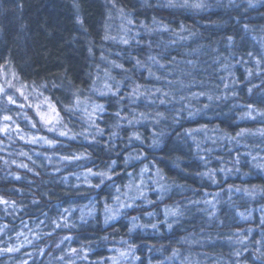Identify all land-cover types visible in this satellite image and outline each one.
<instances>
[{"label": "trees", "instance_id": "trees-1", "mask_svg": "<svg viewBox=\"0 0 264 264\" xmlns=\"http://www.w3.org/2000/svg\"><path fill=\"white\" fill-rule=\"evenodd\" d=\"M0 77L11 82L0 83V264H100L116 251L128 264H264V0H0ZM41 98L86 120L72 126L83 140L31 144L29 132L57 138L38 124ZM246 107L255 120L241 118ZM142 109L156 125H132ZM228 130H245L243 155L202 135ZM129 137L147 147L128 149ZM156 145L150 159L171 191L107 222L103 204L131 169L123 156ZM75 152L122 171L97 192L46 165ZM191 154L201 167L188 178ZM212 168L222 172L211 188Z\"/></svg>", "mask_w": 264, "mask_h": 264}, {"label": "rangeland", "instance_id": "rangeland-1", "mask_svg": "<svg viewBox=\"0 0 264 264\" xmlns=\"http://www.w3.org/2000/svg\"><path fill=\"white\" fill-rule=\"evenodd\" d=\"M4 82H7L10 84L11 82L7 80L6 77H0V83L2 86L4 85ZM1 87V85H0ZM3 89V88H2ZM5 90V89H3ZM161 95V94H160ZM163 97V95H161ZM35 112L37 115V118L39 120V126L43 132H50L57 136V138H54L55 140H50L48 138L43 137L44 135H41L39 133H32L29 132L28 139L31 141V144H42L41 146H54L59 142L62 144H65L66 140H78L77 138H80V140H83L82 135L80 132L73 131V122L74 124H78L82 126L84 124L86 127L87 124L86 120H82L81 122H77L76 120H71L69 117L67 119L61 116L59 111L56 109V107L47 101L44 98H41L39 102H35ZM91 107V112H95L98 110V104L95 101H92L90 104H88ZM93 113L88 114L87 117L89 119L93 115ZM41 115L45 117V119L41 118ZM71 115V114H70ZM10 117V116H5ZM257 111H254L252 108L246 107L242 111V119L247 120H255L257 118ZM8 121H11V118L5 122V124L2 125V129L10 128L8 124H10ZM47 121V123H46ZM37 125L34 126L35 130L37 129ZM75 127V126H74ZM54 129V130H50ZM61 132H66L67 135H61ZM138 135V131H135ZM245 132V130H239V133ZM36 134V135H35ZM39 134V135H38ZM21 136L25 137L27 136L26 133H23ZM86 140V139H84ZM127 141L132 142H140L141 144H144L143 140L140 138H133L131 137L127 138ZM241 142V141H240ZM246 144V142H244ZM145 147L147 145L144 144ZM131 150V149H130ZM39 153V151H38ZM37 153V155H38ZM22 154V153H21ZM145 154L142 152V149L140 151H137L134 149V151H130V153L127 154L125 160L123 161L124 166L131 165V171L130 168L128 171L124 174L126 176L124 178V182L119 183L116 182L110 192H112L110 199L103 204L104 199L102 200V204L104 206V209L107 211L105 215V219L107 222L113 221L117 219L118 216H122V212L126 210L128 207H130L133 203L136 202V205L140 204H146L149 205L148 201V195L151 193H146L144 187L147 184L153 185L151 190H153V194L158 190L157 193H162L163 189L161 188V185H158L157 182L153 181L150 177V173L154 171V168H152L149 161H143ZM237 157V155H235ZM46 158V165L49 164H55L56 170H63V172H67L69 175H64L66 178H72L75 184L82 183L84 185H87L89 187L97 188L100 186V183L106 179H110L111 177H115V174L109 175L110 173L107 172V170L110 171L111 167L113 166L114 162L112 161L110 163V166L108 165V168H95V166H90L91 164H87V161H84L83 155L81 153L75 152L73 154H48L45 156ZM69 163L67 166L61 167L59 166L62 163ZM137 165V167L134 169V166ZM114 168V167H113ZM78 169V170H77ZM91 170V171H89ZM120 171H122V168H119L116 172V174H119ZM155 172V171H154ZM96 173H105L106 175H96ZM123 176V177H124ZM79 182V183H78ZM162 190V191H161ZM179 211L178 208H174L170 211H164L162 215V221L164 224H167L169 220H174V218L177 217ZM92 214V207H86L83 210L80 211V218L89 216ZM151 213L147 215L149 217ZM151 217V216H150ZM66 220V219H64ZM125 253H119L116 251V253H113L112 255H107L106 259L100 258V264H128L125 261L131 260V257L125 256ZM115 257V258H114ZM121 258V259H118Z\"/></svg>", "mask_w": 264, "mask_h": 264}, {"label": "bare ground", "instance_id": "bare-ground-1", "mask_svg": "<svg viewBox=\"0 0 264 264\" xmlns=\"http://www.w3.org/2000/svg\"><path fill=\"white\" fill-rule=\"evenodd\" d=\"M150 56H152V55H150ZM207 99L209 100V103H211L212 102V100H211V98H209V96H207ZM160 102H164V99H163V97H160ZM172 103V101L171 102H166L165 104H164V109H168V107H169V104H171ZM199 106H205V105H207V106H209L208 104H206V103H199L198 104ZM206 108H208V107H204V109H206ZM142 111H143V113L144 114H139V113H137V116H138V114H139V116L137 117V118H134V120H132V125L134 126V127H138V126H141V125H144L145 124V122H150L151 123V125H152V127H153V125H156V123H157V120L156 119H154V118H152V117H149V116H147V115H145V113L147 112L146 111V109H142ZM91 122H92V124H93V126H96L97 124H98V120H97V117L95 118V119H93V120H91ZM108 126H110V124L108 125ZM130 131H131V125H130ZM152 129L153 128H151V129H149V134H150V132L152 131ZM133 130V129H132ZM202 131H203V129H201ZM133 131H140L139 133L140 134H144V131H143V129L142 130H133ZM245 132H241V133H239L238 131H235V130H228L224 135H218L219 137L218 138H216L215 136H213V135H210V134H202L203 135V138L205 139V140H207V139H210L212 142H214L215 144H218V142H220V143H223L224 145H225V147L226 146H228V147H231L232 148V150H233V152L235 153V154H237V152L240 154H244L247 150V145L243 142V141H241V136L244 134ZM247 133L249 134V136H251V135H253V134H255V131L253 130V129H250L249 131L247 130ZM241 141V142H240ZM127 147H128V149H131V142L130 141H127V143L125 144ZM223 145V146H224ZM151 147V146H150ZM158 148V145H156L155 146V149L153 148V147H151V148H148V150H151V153H150V155L148 156V154L149 153H147L146 152V150H142V152L145 154V156H144V161H149L150 162V164H151V166H152V168H154V171H152L151 173H150V177L152 178V180L153 181H155V182H157V184L159 185L160 183L162 184L163 182H167V180H166V178H163L160 174H158L157 172H156V167H155V164L153 163V161L150 159L151 158V155L152 154H154L155 152H157L158 150H156ZM126 156L127 155H124L123 156V160H122V162L125 160V158H126ZM148 157V158H147ZM145 159H148V160H145ZM187 163V167H184L185 169H186V171L188 172V178L189 177H193L192 175H190V172L193 170V168L194 167H197V166H199V167H201V159H200V157L199 156H196V155H193V154H191V155H187L186 156V161H185V164ZM190 163H192V166H189V164ZM117 170H118V168L116 169V168H113V166L111 167V171H109V170H107V172H109L110 174L109 175H112L113 174V172L114 173H116L117 172ZM128 171V170H127ZM129 171H131V169L129 170ZM221 172H222V170H221V168H219V169H215V170H213V168L210 170V169H208L207 170V172H205V173H203L202 174V176H203V178H205L207 181H210V182H212L211 184H210V186H211V188L214 186V184L217 182V180H218V178H219V176H220V174H221ZM239 171H228L227 173H226V175H223V176H221V182H223L224 181V179H225V177H228L229 175L228 174H232V175H236L237 173H238ZM241 176H242V173H241ZM126 176H124L123 178H122V180L120 181L122 184H123V182H124V178H125ZM111 179H113L112 177L110 178V179H106V180H104V181H102V183H100V186H98L97 188H94L95 189V191H99L100 189H103L106 185H110V183H111ZM217 179V180H216ZM163 181V182H162ZM119 182V183H120ZM152 186L153 185H151V184H147V185H145V187H144V189H145V191H146V193L148 194V193H151L150 195H148V201H149V203L153 200V199H158V198H165V196L171 191L170 189H163V192L162 193H157L158 192V190L153 194V190H151V188H152ZM189 190H192V188L191 187H187L186 188V191H189ZM162 191V190H161ZM103 192H105V190H103ZM107 194H108V192H107ZM101 196H105V195H103L102 193H101ZM82 199V198H81ZM80 199V200H81ZM156 199V200H157ZM152 214V213H151ZM151 216V215H150ZM149 216V217H150ZM131 230V229H130ZM193 238V237H192ZM192 238H188V240H191ZM88 241V240H87ZM83 242L81 241V242H79L78 243V245H80L81 246V244H82ZM191 243V242H190Z\"/></svg>", "mask_w": 264, "mask_h": 264}, {"label": "snow or ice", "instance_id": "snow-or-ice-1", "mask_svg": "<svg viewBox=\"0 0 264 264\" xmlns=\"http://www.w3.org/2000/svg\"><path fill=\"white\" fill-rule=\"evenodd\" d=\"M9 100H10L12 103H15V101L12 100L11 97H9ZM98 107H99V106H98ZM41 118H42V119H45V117H44L43 115H41ZM4 119H5V120H8V119H10V117H4ZM46 123H47V121H46ZM4 130H6V129H4ZM50 130H54V129H50ZM60 134H61V135H67L66 132H61ZM89 171H91V170H89ZM96 175L104 176V175H106V174H105V173H96ZM10 250H11V249H10Z\"/></svg>", "mask_w": 264, "mask_h": 264}]
</instances>
